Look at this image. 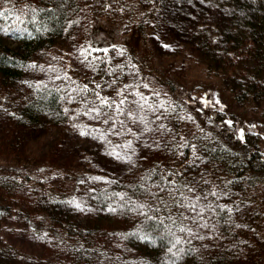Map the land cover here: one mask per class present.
Listing matches in <instances>:
<instances>
[{
  "label": "trees",
  "instance_id": "1",
  "mask_svg": "<svg viewBox=\"0 0 264 264\" xmlns=\"http://www.w3.org/2000/svg\"><path fill=\"white\" fill-rule=\"evenodd\" d=\"M0 9V264L264 263L262 136L220 130L225 115L232 131L240 115L206 113L211 100L199 105L156 74L151 46L164 31L233 101L263 105L264 0H7ZM101 20L122 25L123 40L99 37L91 24ZM54 50L62 60L41 70ZM84 112L98 118L108 160L82 169L80 183L82 170L67 169L55 186L32 147L49 138L54 163ZM129 142L131 156L112 170ZM79 155L87 166V151ZM15 230L31 251L13 241Z\"/></svg>",
  "mask_w": 264,
  "mask_h": 264
},
{
  "label": "rangeland",
  "instance_id": "2",
  "mask_svg": "<svg viewBox=\"0 0 264 264\" xmlns=\"http://www.w3.org/2000/svg\"><path fill=\"white\" fill-rule=\"evenodd\" d=\"M4 2L6 3L7 0H0V5L1 3L4 4ZM4 11V9H0L2 15ZM2 15H0V17ZM5 23L6 22L2 25L4 29L6 28ZM101 25H104L105 30H102ZM91 27L99 28H97L98 31L96 30L99 37L110 40L115 39L117 41H122L124 38V27L122 25L118 26L110 24L106 20H101V22L98 21L92 23ZM153 34L154 36L160 37L162 40L159 46L156 44L155 46L154 44L151 45L154 58L153 65L157 69L156 74L161 75L160 71L162 73H164V71L167 72L168 75L173 78L172 80L175 83V87H181V92L184 95L190 96L192 94L201 97L198 102L199 105H201L202 102L204 106H207V100H211L215 107L205 110L208 114L216 112L217 107L220 108L222 106L224 110L225 106H227L230 111H234L240 115V121H238L236 126L233 127V131L231 128L233 121L229 118V115H225L226 119L223 122L219 121L218 126L220 127V130L225 129L226 132H233L235 137H237L238 134L243 136L245 132H248V134L250 132H257L262 136V151L264 152V104H250L245 107L240 105L237 101H233L232 94L221 87V82H219L216 76L207 74L205 65L194 57L190 51L186 50V48L182 50L177 45L168 42V36L164 31H158V29H156ZM160 46H163V49H158ZM172 48H175V51H172ZM62 49L64 50V48ZM65 51L68 52V50ZM63 55L64 53L60 50H54L45 54L39 59V61H41L39 68L44 71L46 69H51L50 66L54 65L53 67H55L56 64H54V62L56 60V63H58V60L61 61ZM147 82L150 83L152 87L157 85L155 89L158 91L162 89L163 92L167 89L166 86L163 85L164 82L153 75L147 77ZM101 96L105 99H110L111 97L107 92L102 93ZM97 122L98 118L95 117L93 112H84L83 115L75 114L70 122V132L68 134L65 148H63L62 153L60 152L61 154L54 163L52 160L47 159L45 155L46 148L50 141L49 138H43L33 145V157H38V165L41 166L40 172L48 178L49 183H52L55 186L60 184L64 178V172L67 169L74 171V168L76 167L78 170H88L87 168L96 170L99 168L97 167L98 164L101 166V163L107 162L108 157H101L102 154L104 155V151L99 147L103 138H105V132L100 130L99 127H96ZM191 123L196 126V122L191 121ZM123 125L124 124L122 123V126ZM131 142L126 143L125 148L120 150L121 153H117L113 159L109 160L108 165L112 170L116 169L115 171H117L118 166L131 156L124 154V152L128 153L126 149L129 148ZM85 151H87L85 157L88 159H86L87 166L84 167L83 165H85V161L81 160L82 158L79 154ZM98 152H101L99 156ZM84 170L78 173V183L84 180ZM87 172L90 173L93 171ZM67 180L68 181H64L63 185L68 189H73L74 185L77 183H74L73 185V182L70 179ZM77 187L78 186H75V188ZM18 231L19 230L14 231V237L12 233L13 241L22 244V247L26 251H31L35 244L29 240V237L22 235ZM44 246L45 243L43 242V247ZM38 248L40 252V250H42V245L38 244ZM33 251H35V247L33 248Z\"/></svg>",
  "mask_w": 264,
  "mask_h": 264
},
{
  "label": "snow or ice",
  "instance_id": "3",
  "mask_svg": "<svg viewBox=\"0 0 264 264\" xmlns=\"http://www.w3.org/2000/svg\"><path fill=\"white\" fill-rule=\"evenodd\" d=\"M0 15H2V13H0ZM121 103H123V101H121ZM188 207H190L192 210H195L196 205L195 204H189ZM179 231L184 232V231H186V229L185 228H180ZM187 231L190 232L191 230L188 229ZM200 239H203V237H200ZM179 243H180V240L177 239L175 241V244H179ZM175 244L173 246H175Z\"/></svg>",
  "mask_w": 264,
  "mask_h": 264
}]
</instances>
